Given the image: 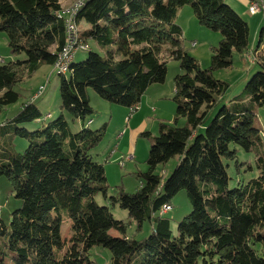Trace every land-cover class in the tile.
Returning <instances> with one entry per match:
<instances>
[{
	"label": "trees",
	"instance_id": "trees-1",
	"mask_svg": "<svg viewBox=\"0 0 264 264\" xmlns=\"http://www.w3.org/2000/svg\"><path fill=\"white\" fill-rule=\"evenodd\" d=\"M62 1L0 0V32L11 54L24 56L0 57V112L19 100V84L42 65L53 66L62 52L67 42ZM80 1L76 41L91 40L97 49L88 44L80 50H88L84 60L73 62L76 54L65 73L57 71L58 117L40 121L33 100L42 91L0 123V177L21 201L8 225L0 219V264H98L90 254L97 246L110 251L108 264H264V138L255 124L256 110L264 106V27L249 52L247 21L221 0ZM184 5L192 7L200 25L221 35L207 68L181 44L175 17ZM79 20L88 26L81 33ZM248 52L257 71L221 104L230 84L213 71L231 67L235 53ZM168 58L183 71L174 77V125L161 122L157 135L139 134L150 139L148 168L137 174L141 184L134 192L117 185L108 196L104 165L90 154L106 124L92 130L85 123L94 113L87 89L135 109L152 84L165 81ZM67 115L80 120L79 130H71ZM181 117L183 126L177 125ZM36 120L41 124L34 130L23 126ZM15 137L28 141L22 152L15 149ZM232 145L253 153L259 170L234 186L227 172L237 159ZM175 156L178 163L166 179L155 173ZM182 190L191 210L173 233L161 209ZM97 193L108 206L95 201ZM115 205L127 211V223L113 217L109 206ZM65 213L71 221L68 240L61 234ZM146 221L153 223L152 231L140 239L110 233H124L131 222L140 229Z\"/></svg>",
	"mask_w": 264,
	"mask_h": 264
},
{
	"label": "rangeland",
	"instance_id": "rangeland-1",
	"mask_svg": "<svg viewBox=\"0 0 264 264\" xmlns=\"http://www.w3.org/2000/svg\"><path fill=\"white\" fill-rule=\"evenodd\" d=\"M79 1L63 0L61 2L62 8L68 10ZM221 1L230 5L247 21L249 27L248 47L249 52H251L253 48L258 46L260 31L264 27V18L262 17L264 10L262 12L263 15H252L248 11V5L251 0ZM175 21L182 28L181 44L183 49L192 55L202 68L209 67L212 51L218 45L221 35L200 25L190 5H184L178 9ZM77 25L80 33L88 27L82 20H79ZM194 42L195 44H192ZM88 44L92 49H97L93 41L89 40ZM249 52L245 57L235 53L231 67L213 71L214 77L225 80L230 84V88L221 100V104H227L233 96L237 95L242 90L244 84L257 71V67L251 64L253 62L252 58L247 57L250 54ZM76 54V56L73 55L66 59V61L69 63L74 56L73 62L82 61L86 58L88 50H79ZM0 57L5 61L22 59L24 57L23 54H11L6 35L2 32H0ZM68 63L66 68L61 71L62 73L68 70ZM166 65L167 73L165 81L163 83L152 84L141 96L138 106L133 110L116 103L108 102L102 99L92 88L87 89L89 103L94 113L86 116L85 123L92 130L106 124L104 138L98 146L91 150L90 154L95 161H99L104 165L109 186L107 191L108 196L116 194L117 185L123 187L126 192H134L141 184L137 174L146 171L148 168L146 159L149 153L150 139L139 134L148 131L153 136L157 135L161 122L174 125V113L176 109V105L172 99L174 95V77L183 71L180 69L176 59L168 58ZM57 71L54 65H42L30 78L19 84L16 89L20 92V98L15 104L0 112V123L10 119L21 107L22 103L34 98L37 90L39 94L43 91L37 99L33 100L42 114L40 121H49L57 118L60 113L61 104L59 91L60 77ZM215 111L216 109L212 112L210 118ZM66 117L72 131H77L81 128L80 120H72L68 115ZM40 121L36 120L23 124V126L28 130H34L41 124ZM184 124L185 119L179 118L177 125L183 126ZM255 124L262 130L261 133L264 138V106L257 108ZM14 144L15 149L22 152L28 146V141L15 137ZM231 147H235L237 150V163L236 161H231L227 172L230 178V186H234L239 179L247 181L250 178L256 177L259 170L255 165L256 158L253 153L246 152L238 146L232 145ZM178 160V156H175L165 164L158 165L155 168V173L166 179L178 163ZM11 189L9 180L5 176H1L0 219L6 225L9 224L10 213L21 205V201L15 198ZM94 198L98 204L108 206L107 200L101 193H97ZM170 205L171 209L168 212L166 211L164 216L170 219L171 230L173 233H176L178 222L190 212L191 204L185 191L182 190L173 197ZM109 208L115 219L128 222L129 217L125 209L120 208L118 205L109 206ZM70 224L71 221L65 213L61 225V234L66 240L71 235ZM152 227L153 223L146 221L139 229L134 222H131L126 226L124 233L116 229H111L110 233L114 236L126 235L127 237L140 239L148 236L152 231ZM90 254L98 264H108L109 262L110 251L106 248L93 247L90 249Z\"/></svg>",
	"mask_w": 264,
	"mask_h": 264
},
{
	"label": "built area",
	"instance_id": "built-area-1",
	"mask_svg": "<svg viewBox=\"0 0 264 264\" xmlns=\"http://www.w3.org/2000/svg\"><path fill=\"white\" fill-rule=\"evenodd\" d=\"M82 5L81 4H77L76 7H71L70 9L66 10L63 14L65 16L66 19V27H70L71 29V44L70 45H66L65 47V54L64 55H58L56 64H55V69L56 70H64V65H65V61L66 59H68L69 57L75 55L76 53H78V51L81 48H86V47H79V43H74L73 42V36H72V25H73V20H74V11L78 10V6ZM264 10V2H262V0H251L249 5H248V11L250 14L255 15V14H260L262 13ZM192 44H195L192 43ZM247 57H250V54H248ZM37 94L34 96V98H36V96L39 95V91L36 92ZM170 208H167V211Z\"/></svg>",
	"mask_w": 264,
	"mask_h": 264
},
{
	"label": "bare ground",
	"instance_id": "bare-ground-1",
	"mask_svg": "<svg viewBox=\"0 0 264 264\" xmlns=\"http://www.w3.org/2000/svg\"><path fill=\"white\" fill-rule=\"evenodd\" d=\"M85 1V0H84ZM262 2H264V0H262ZM77 4H81V1H79V3L77 2L73 7H76L77 6ZM71 6V5H70ZM81 5H79L78 6V8L80 7ZM67 8H69V7H67ZM70 9V8H69ZM67 9H62V11H61V13H59L60 15H62V17L65 19V16H64V12L66 11ZM60 12V11H59ZM76 12L77 11H74V17H75V14H76ZM60 17V16H59ZM64 21V20H63ZM65 24H66V19H65ZM67 28V42H66V44H65V46L63 47V50H62V52H60L59 53V55H64L65 54V47H66V45H70L71 44V29H70V27H66ZM72 36H73V42L74 43H78V40L76 41V39H77V29H76V24H75V21L73 20V25H72ZM83 43V42H82ZM88 45V44H87ZM79 47H86V45H85V43L84 44H80L79 43ZM82 49H85V48H81L80 50H82ZM57 61V60H56ZM56 61H55V64H56ZM67 63H68V61H65V65H64V68H66V66H67ZM55 64H54V66H55ZM55 68V67H54ZM62 70H58V72H61ZM41 88V87H40ZM133 110V109H132ZM167 208H170L171 209V206L170 205H164L163 207H162V209H161V212L162 213H165L166 211H167ZM169 209V210H170ZM168 210V211H169ZM167 211V212H168Z\"/></svg>",
	"mask_w": 264,
	"mask_h": 264
},
{
	"label": "crops",
	"instance_id": "crops-1",
	"mask_svg": "<svg viewBox=\"0 0 264 264\" xmlns=\"http://www.w3.org/2000/svg\"><path fill=\"white\" fill-rule=\"evenodd\" d=\"M260 14H262V15H263V13H260ZM256 15H258V14H256ZM262 17L264 18V15H263Z\"/></svg>",
	"mask_w": 264,
	"mask_h": 264
}]
</instances>
